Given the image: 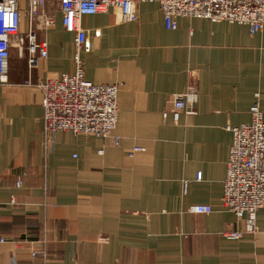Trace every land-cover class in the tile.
Returning <instances> with one entry per match:
<instances>
[{
  "label": "crops",
  "instance_id": "obj_1",
  "mask_svg": "<svg viewBox=\"0 0 264 264\" xmlns=\"http://www.w3.org/2000/svg\"><path fill=\"white\" fill-rule=\"evenodd\" d=\"M19 8L27 35L28 5ZM45 11L55 16L38 32L48 57L30 74L13 38L0 84V264H264V211L256 234L229 240L244 226L222 207L231 129L256 104L264 116V30L196 18L168 30L156 3L138 5L135 22L112 10L84 17L85 79L120 87L116 144L45 132L43 94L26 82L77 70L59 4ZM191 88L195 114L176 120L171 98ZM198 205L213 212L190 213Z\"/></svg>",
  "mask_w": 264,
  "mask_h": 264
},
{
  "label": "built area",
  "instance_id": "obj_2",
  "mask_svg": "<svg viewBox=\"0 0 264 264\" xmlns=\"http://www.w3.org/2000/svg\"><path fill=\"white\" fill-rule=\"evenodd\" d=\"M22 2L28 5L31 29L27 35L21 31L23 10L19 5ZM49 2L59 4L65 31L76 36L77 70L59 80L26 82L43 94L44 130L48 134L68 132L113 139L116 144L119 143L114 131L119 119L120 87L118 84L97 85L85 79L80 60V53L89 50L84 17L112 10L118 22H135L138 5L156 3L168 30H176L180 18L248 26L253 36L264 30V0H0V84L8 82L7 65L13 38H17L19 54L27 56L30 74L38 68L40 60L48 57V44L39 40L38 32H45L55 25V16L45 11ZM197 100V91L192 88L172 96V113L176 120L181 113L194 115ZM250 113V123L231 129L233 142L226 164L222 207L243 222L244 230L225 233L229 240L256 234L257 212L264 211V116L257 104L252 106ZM166 117L167 113L164 114ZM139 151L141 149L136 148L129 156L133 157ZM197 179L201 180V174ZM17 185L20 187L21 182ZM212 212V207L206 205L190 209V213L197 215ZM38 255L47 258L43 251L32 253L33 258Z\"/></svg>",
  "mask_w": 264,
  "mask_h": 264
}]
</instances>
